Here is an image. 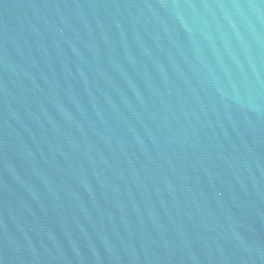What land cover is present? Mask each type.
Here are the masks:
<instances>
[{
    "label": "water",
    "instance_id": "obj_1",
    "mask_svg": "<svg viewBox=\"0 0 264 264\" xmlns=\"http://www.w3.org/2000/svg\"><path fill=\"white\" fill-rule=\"evenodd\" d=\"M0 264H264V0H0Z\"/></svg>",
    "mask_w": 264,
    "mask_h": 264
}]
</instances>
